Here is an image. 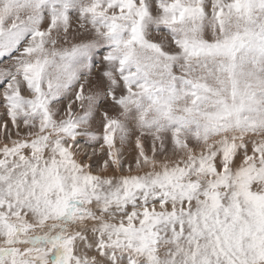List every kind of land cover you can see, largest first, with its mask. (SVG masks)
<instances>
[{"label": "snow or ice", "instance_id": "obj_1", "mask_svg": "<svg viewBox=\"0 0 264 264\" xmlns=\"http://www.w3.org/2000/svg\"><path fill=\"white\" fill-rule=\"evenodd\" d=\"M0 264H264V0H0Z\"/></svg>", "mask_w": 264, "mask_h": 264}]
</instances>
